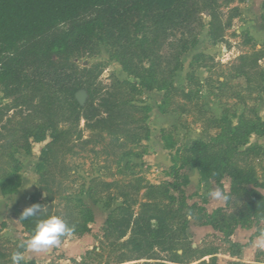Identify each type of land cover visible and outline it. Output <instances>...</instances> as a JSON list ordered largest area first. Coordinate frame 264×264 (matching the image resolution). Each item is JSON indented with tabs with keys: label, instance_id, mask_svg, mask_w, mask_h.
I'll return each mask as SVG.
<instances>
[{
	"label": "rangeland",
	"instance_id": "1",
	"mask_svg": "<svg viewBox=\"0 0 264 264\" xmlns=\"http://www.w3.org/2000/svg\"><path fill=\"white\" fill-rule=\"evenodd\" d=\"M216 1L222 24L231 15L230 9L237 11L230 28L222 31L223 42L211 40L210 20L207 13H203L202 25L197 27V31L182 37L187 44V51L180 53L178 38L181 32H177L172 40L173 49L165 46L161 49L165 57L162 59V68L166 73L156 71L157 88L152 92L138 86L140 81H149L147 68L151 62L155 63L152 58L144 57L139 48L140 41L148 43L147 38L138 36L129 46L113 45L108 40L95 41L90 51L73 59L80 68L83 65L94 67L100 74L98 82L103 86L116 81L120 83L125 93V105L133 106L124 119L112 128L91 132L85 130L84 137H92L88 144L82 147L79 143H73L75 147L72 151L59 155L62 165L41 172L54 178V186H61L59 191L62 194L79 201L92 212L94 223L87 225L90 233L83 235L88 236L91 249L85 250L78 244L74 247L76 252L69 253L77 262L84 259L87 264H113L127 256L123 247L111 249V245L116 243V236L107 231L104 223L107 214L125 199H135L139 204L148 203L167 210L171 213L170 220L173 223L184 220L189 224L194 219L197 225L203 222L197 213L179 209L178 194L169 187L172 183L169 169L152 170L139 162L151 148L147 143L153 138L150 122L156 111L172 113L177 117L178 127L163 130L162 138L165 149L173 152V161L183 176L184 169L193 166L198 170L201 180L210 179L213 172L211 164L219 162L218 156L225 149L233 148L228 161L229 171L236 178L234 191L229 195L228 205L220 216L224 225L231 226L239 222L249 226L253 223L251 208L264 202V190L258 178L264 175V136L251 135L248 144L237 151H234L235 143L230 141L229 136L233 126L247 127L256 125L258 120L264 122V0ZM245 64L246 67L240 69ZM240 71L244 72L245 77L239 74ZM170 84L175 89L163 92L162 88H169ZM187 92L191 94L190 98L182 95ZM11 101L0 89V108L10 105ZM8 116L10 123L7 126L20 140V147L14 156L21 164L20 176L24 179L26 195L22 198L25 199L27 194L29 199L33 195L44 197L39 190L35 167L42 150L52 141V130H60L65 125L60 124L51 129L41 121L31 122L30 118L15 109ZM195 141L206 143V151L200 155L191 154L189 148ZM68 144L72 146V142ZM253 146L260 147L261 151L248 149ZM224 179L231 182L228 177ZM245 180L257 182V185L246 184ZM150 186H153L152 190ZM20 198L8 199L12 201L10 205H17V209L2 225L3 231L8 230L12 236L23 233L18 229V216L22 208ZM58 203L56 198L55 204ZM62 206H59V211L63 210ZM8 207L5 199L0 198V209L8 210ZM3 231L2 236L5 235ZM4 238L9 241V246L19 249L20 240L12 242L8 237ZM75 238L78 237L69 235L62 244ZM186 243L192 245L193 239L187 236ZM203 243L204 247L199 251L197 249L194 258H198L200 253L225 255L230 251L227 244H222L212 236H206ZM54 250L47 264H59L58 258L63 259L61 250ZM201 262L217 264V258H202L193 264ZM66 264L73 263L68 261Z\"/></svg>",
	"mask_w": 264,
	"mask_h": 264
},
{
	"label": "trees",
	"instance_id": "2",
	"mask_svg": "<svg viewBox=\"0 0 264 264\" xmlns=\"http://www.w3.org/2000/svg\"><path fill=\"white\" fill-rule=\"evenodd\" d=\"M229 11L231 15L222 24L216 0H0V89L7 99L12 100L10 105L0 108L1 195L16 194L21 187V164L14 156L20 147V140L7 126L10 123L8 113L12 109L19 110L31 122L41 121L51 129L60 124L65 125L60 130H52V141L42 150L35 167L39 177V190L45 196L33 195L30 199L29 206L36 203L43 206L40 217L18 220L26 234L25 240L32 234L36 221L49 215H59L69 225H75L76 230L72 235L76 237L90 233L87 225L93 223L91 210L67 194H62L59 191L61 186H54V178L41 172L62 165L59 155L72 151L75 147L73 143H79L82 147L88 144L92 137L85 138V130L91 132L112 128L133 108L125 105V93L120 83L116 81L103 86L98 82L100 74L94 67L83 65L80 68L73 59L90 51L95 41L108 40L113 45L129 46L138 36L147 38L148 43L140 41L139 48L144 57L152 58L155 63L151 62L147 68L149 81H140L138 86L152 92L157 88L156 71L166 73L162 68V59L165 57L161 54V49L164 46L173 49L172 40L176 33L181 32L178 43L180 53H183L188 47L182 37L194 34L197 27L202 25V14L207 13L210 20L209 37L213 42L221 43L223 29L230 28L231 20L236 17V9ZM246 65L240 69H244ZM239 74L245 77L244 72L240 71ZM169 89L175 88L170 84L169 88H162V91L166 93ZM79 91L86 95L83 105L76 100ZM182 95L185 98L191 96L189 92ZM242 134L243 139L240 140ZM251 135L264 136L263 121L258 120L256 125L247 127L233 126L229 137L235 143L234 151L245 147ZM70 142L72 146L68 144ZM207 147L206 143L195 141L189 152L200 155ZM232 149H225L218 156L219 162L211 164L213 172L210 175V179H214L221 190L222 180L230 178V194L234 191L236 179L235 174L229 171L228 157ZM248 149L261 151L258 146ZM172 164L169 168L172 179L169 187L178 194L179 209L201 216V224L220 233L230 254L239 256L242 246L232 243L229 238L238 225L248 226L239 222H234L231 226L224 225L220 216L224 209L207 214L195 204L189 206L183 191L187 180L180 174L173 158ZM244 183L257 185V182L249 180ZM146 195H149V189ZM229 195H225L226 206ZM258 196L260 197L259 194ZM56 198L60 204H55ZM61 204L63 210L59 211ZM251 209L250 216L254 223L264 219V202ZM170 214L167 210L148 203L139 204L135 199H125L120 206L109 212L105 227L116 236V243L111 245V249L116 250L120 246L128 253L113 264H193L213 254L200 253L198 258H194L193 254L198 253L197 249L186 243L188 222L179 220L173 223ZM2 225L3 223L0 224V264H12V253L24 250L9 246V241L2 236ZM139 261L142 262L138 263ZM70 262L87 264L84 259L82 262ZM22 264L35 262L23 261Z\"/></svg>",
	"mask_w": 264,
	"mask_h": 264
},
{
	"label": "crops",
	"instance_id": "3",
	"mask_svg": "<svg viewBox=\"0 0 264 264\" xmlns=\"http://www.w3.org/2000/svg\"><path fill=\"white\" fill-rule=\"evenodd\" d=\"M151 124L152 139L151 142L148 141L147 145H150L151 148L149 152L142 156L139 159L140 163L145 164L147 167H151L152 170H168L172 164V155L173 152L165 149L162 131L171 127H178L177 117L172 113H159L156 111L153 113ZM201 142V141H199ZM184 176L187 180L185 187L183 188L186 203L191 205H197L205 210L207 214H211L217 209L226 208V198L225 195L230 194L231 182L229 179H223L221 182L222 190L215 184L214 179L201 180V176L198 170L189 166L184 169ZM259 184L263 187L264 190V175L258 177ZM24 179L21 178V187L16 194L3 196L0 193V198H4L5 201L9 204L8 210L0 209V224L5 223L7 218L14 213L17 209V205L12 206L11 200L16 197H21L20 201L22 208L20 211H23L28 207V202L30 196L27 194L25 199L22 196L26 195V191L23 188ZM216 191H219L221 194L219 196L214 195ZM260 193V192H259ZM264 195V194H263ZM23 200H26L25 202ZM108 215V214H107ZM107 218V217H106ZM94 223V220H93ZM91 223V224H93ZM105 223V222H104ZM19 224V223H18ZM19 231H23L21 225L19 224ZM92 229V228H91ZM7 231V232H6ZM93 230H91L92 232ZM5 235L3 237H8L12 242L19 241L22 243L25 241L26 234L19 233L15 234L16 236L9 235L8 230H4ZM21 238H18V236ZM186 235L189 239H193L192 248L201 250L203 246V240L206 236H216L218 241L223 242V236L220 233H216L210 226H204L202 224L197 225L196 221H191L186 229ZM229 240L242 246L241 253L239 256L231 255L230 251L224 254H212L204 257V260L211 258H217V264H231L233 262H239L240 264H264V219L260 220L258 223H252L248 227H241L238 225ZM80 244L82 248L91 249L88 236L78 237L71 240H66L65 244H61L60 249L63 255L62 258H58L59 264H66L70 260H75L69 253L76 252V245ZM54 248L41 252V253H32L30 251H23L24 261H34L35 264H44L49 263L52 259V253ZM72 257V258H71ZM64 261V262H63ZM77 262V260H75Z\"/></svg>",
	"mask_w": 264,
	"mask_h": 264
},
{
	"label": "clouds",
	"instance_id": "4",
	"mask_svg": "<svg viewBox=\"0 0 264 264\" xmlns=\"http://www.w3.org/2000/svg\"><path fill=\"white\" fill-rule=\"evenodd\" d=\"M219 196L221 193H213ZM43 206L36 203L26 207L20 214V221L29 220L30 218L40 217ZM75 225L69 223L59 215H49L38 219L32 234L18 245L19 249L30 251L32 253H41L52 248H58L63 243V238L74 234ZM24 261L23 251L17 250L11 255L12 264H22Z\"/></svg>",
	"mask_w": 264,
	"mask_h": 264
},
{
	"label": "water",
	"instance_id": "5",
	"mask_svg": "<svg viewBox=\"0 0 264 264\" xmlns=\"http://www.w3.org/2000/svg\"><path fill=\"white\" fill-rule=\"evenodd\" d=\"M86 99V95L83 91H79L76 94V100L79 102L80 105H83Z\"/></svg>",
	"mask_w": 264,
	"mask_h": 264
}]
</instances>
